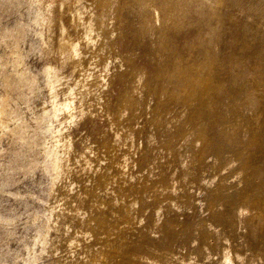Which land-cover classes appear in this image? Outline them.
<instances>
[{"label":"rangeland","instance_id":"1","mask_svg":"<svg viewBox=\"0 0 264 264\" xmlns=\"http://www.w3.org/2000/svg\"><path fill=\"white\" fill-rule=\"evenodd\" d=\"M129 1L83 2L104 22L106 42L123 56L138 53L90 84L93 108L82 112V71L100 70L110 55H96L94 68L93 50L80 42L84 64L71 65L69 44L83 35L75 0H0V264H94L91 254L100 248L111 264H179L191 255L199 264H226L224 244L264 264V0H171L183 9L179 15L187 17L189 7L195 16L169 30L163 51L155 46L163 25L148 9L137 18L139 7ZM110 3L120 8L114 34ZM178 57L184 70L171 81L172 68L160 64ZM140 69L149 74L147 86L142 97L130 96ZM122 127L134 132L139 149L121 172L117 163L129 147L113 134ZM152 132L156 143L148 141ZM63 133L76 154L67 162L73 173L52 168ZM81 154L93 159L91 170ZM98 164L103 175L96 176ZM149 170L161 176L138 181ZM72 178L77 183L67 192ZM209 179L217 182L205 186ZM86 182L94 185L86 189ZM243 205L248 212L240 219ZM79 206L83 214L74 212ZM87 230L92 237L81 233Z\"/></svg>","mask_w":264,"mask_h":264},{"label":"bare ground","instance_id":"2","mask_svg":"<svg viewBox=\"0 0 264 264\" xmlns=\"http://www.w3.org/2000/svg\"><path fill=\"white\" fill-rule=\"evenodd\" d=\"M95 1H97V3H98V2H101L103 0H95ZM130 1L127 3V5L130 3ZM132 1H133V4H134V1H135V4L139 7L138 12L136 14L137 18H139V14L138 13L140 11H142L143 9H148V10L152 11L153 23L154 22L155 23H161L163 25V28L160 29L161 44L159 43V45H157L156 43L158 41L155 42V46H157V48L161 49V51H163L164 49H167V47H165V46L168 45V43H167L166 39L164 40V37L165 38L169 37V30H171L172 27H181L183 22H185V20H187V23L189 24L190 18H193V16H195V14H192L194 11H192L191 8H189V7L187 8V10L189 12L187 14V17L184 18L183 16L179 15V12L183 11V9L182 8L178 9V6H176L175 3H172L171 0H165V1H161V2H157V0H132ZM83 2H84V0H75V17L79 20V23H80L79 25L82 28V34L83 35L81 37H79V41H76V40L75 41H71V43L69 44V47H70V50H71V53H70V55L68 57L69 61L71 62V65H73L74 69L77 68V67H82L83 66V64H84L83 57H82L81 52L79 51V48H78L80 42L85 43L87 45V47H89V49L93 50L94 57L92 58V60H93V64L92 65H93L94 68H95V62H96V59H97L96 55H98L99 53H105L107 55H110V59L109 60L107 59L105 61V63L102 64L100 70L92 71L91 69H89L88 72H86L84 70L82 71L83 72V78H84V87H85V91L80 96V100H79L82 112L84 111V105L87 104V105H90L91 107L93 106L92 104L88 103V98H89V96H91L90 94L92 92V90L89 88L90 84L92 82H94V81H100V80H103L104 78L108 77L107 73L112 69V66H113V64L115 62H118L120 65L125 64L127 62L126 61L127 59H129L131 61L133 59V57L138 53V49H132V50H129V56H123L114 47L112 42H106L107 39L103 35V33L105 31L104 30V27H105L104 22L101 23V24H98L96 13L94 11H91L90 10L91 8L89 6H87V5H84ZM172 4H173L172 8H170L168 11H165V12L163 11V7L164 6L169 8ZM130 6H131V4H130ZM118 9H120L119 5L114 7V6L111 5V3L108 4V10H109L108 21H109V25L111 26L110 27V32L112 34H114L116 32V30H117L115 28L114 22H115L116 17H117L116 10H118ZM195 10H196L195 12H197V8ZM200 11L203 12V8ZM148 22L151 23L150 20H148ZM134 32L138 33V30H135ZM152 32L154 33V36H156V38H157L158 29L155 27V28H153ZM137 40H141V39L138 37ZM201 41H203L202 37H201ZM141 44H142V40H141ZM185 45H186V43H185ZM187 47H188V42H187ZM160 65L162 66V68H165L166 66L169 67V68L170 67L172 68L171 69L172 71L170 70L171 74L170 75L168 74L170 76L169 80H171V81H176V78L178 77V75L180 73H182V71L184 70V67H183L184 64L182 63V60L180 59V57H178L177 59L175 58L174 60L170 59L167 63H165L163 65H162V61H161ZM148 76H149V74H147L143 69H140V70L137 71V73L135 75V78H136L135 84L138 83V85L135 88L130 90V93H129L130 96L134 95L135 97H139V94H140L141 97H142L143 93L142 92L139 93V91H144V89L146 88ZM163 77H164V75H163ZM108 85H110V80L109 79L107 80V83L105 82V86H108ZM187 86H188V84H187ZM138 87L141 88V89H139ZM184 91H186V90H184ZM102 93H103L102 89L99 88L98 91H95L94 94H93V95H95L94 96L95 102L98 105L101 104ZM168 93H169V91L165 90V91H163L161 93V96L165 97ZM180 93L181 92H177L178 95ZM136 102H138V101H136ZM191 102H192V100H191ZM141 104H142V101H141ZM135 105H138V103H135ZM136 108H138V107H136ZM130 109H131V107H126L124 110L121 111L120 116L122 117V116L126 115L127 113H129ZM92 113H93V110L89 109L88 110L89 116H91ZM175 120H177V117H172L170 121L174 122ZM171 122H169V124ZM198 131H200V130L197 129L196 132H198ZM113 135L116 138L115 143L117 141L121 146L126 145V146L129 147V149L123 155V159H124L123 162L121 164L117 163V165L119 166V170H121L122 167H125V169H126L127 166L129 165V161H130V158H131L130 156H133L135 154V152L139 149L137 138L134 136V132L131 129H128L126 127L115 129ZM150 136L151 137L148 139L149 143H156L155 142L156 135L152 132L150 134ZM189 136H193V135L190 134ZM122 138H124V139H122ZM191 140L192 139H190V141ZM70 141L71 140L69 139V135L65 134V133H63L61 139L58 136L56 137V142H57V146L58 147H57V150L55 148L54 153L52 152V154L55 157L53 159V161H52V168L54 170H56V171L63 170V171L68 172V173L71 171L73 173V169L71 167H69V163L67 164V162H69V160L71 159V156H76V154H74V151L72 150L71 145L69 144ZM86 149L89 150V153H93L94 152V149L92 147H90L89 145H86ZM129 151H131V152H129ZM157 151H158L157 154L159 155L160 154L159 153V149H157ZM79 157L83 159V162H84V159H85V164H87L89 166V170H91L90 167L92 166L93 159L92 160L90 158L88 159L87 158L88 157L87 154H81V155H79ZM181 157L183 158V154H182ZM187 165H188V163H187ZM120 166H121V169H120ZM183 166H186V164L183 163ZM101 167L102 166L100 164L94 166L93 173L96 174V176L99 175V174H97V172H99V171H100L99 172L100 175L102 174L101 173L102 172V170H101L102 168ZM150 170H151V168H150ZM150 170L148 171L147 175L139 176L138 177V179H139L138 181L142 180V181H147L148 182V178H150V177L153 178V179H156L157 177L161 176V173L153 172V171H150ZM121 172H122V170H121ZM96 176H95V179H96ZM95 179H93L94 182H95ZM58 180H61V179H58ZM127 181H128V179L126 180V182ZM191 181H193V179H191ZM114 182H115V180H114ZM129 182H130V179H129ZM216 182H217V180H216ZM216 182H214L213 180L210 181V179H209V181L207 180L204 185L205 186H211L212 184H214ZM76 183L77 182H75L74 178H72V180H69V181L66 182V184H64V188H66L67 192H69V189H71V192H72L71 186H74V184H76ZM93 185H94L93 183L91 184L90 182L89 183L86 182V189H88L89 187L91 188ZM96 185H98V184H96ZM108 190H109L110 194L114 193L115 195H117V193H118V190L114 186V183H110V187H109ZM156 190L157 189H155L154 191H156ZM176 190L177 189L174 187V191H173V189L171 191L174 193V192H176ZM144 194H145V192H144ZM150 195H151V193H150ZM71 196H72V194H71ZM147 196H149V193H148ZM137 200H138V198L135 201H137ZM135 201L131 200L130 204L131 205L134 204ZM172 202H173L174 206H178V205L180 206V203H178V202L174 203L175 200L172 201ZM199 204L202 205L201 203H199ZM64 209H66V211L69 214L70 208L68 207V208H64ZM72 210L73 209H71V211ZM237 210L240 213V216H238V217H240V219L245 217V214H247V212H248V208L246 207V205H243L242 207H240ZM74 212L77 213V214H80L81 212H82V214L84 213L83 210L80 208V206L78 208H76ZM157 212H158L157 217H158V219L160 221V219H162L161 213L163 212V209L160 208V209L157 210ZM241 214H242L243 217L241 216ZM82 218H80V219L82 220ZM141 220H143L142 217L140 218V221ZM245 226H243L241 229H239L241 231V233H240V239L241 240H244V238H245L244 234L247 233V230H246ZM208 227L212 228L213 231H217L219 234H221V230L218 228L217 225L209 224ZM154 232H156V231H154ZM81 233H87L89 235V238L92 237V234L88 230H87V232L86 231L85 232L82 231ZM106 235H108V234H106ZM247 237H248V235H247ZM223 238L225 239V241H229V235L228 234L225 233L223 235ZM197 241H198L197 239H194L191 243L195 244ZM57 245L59 246V243H57ZM116 247L117 246H115V248ZM203 249H204V246H203ZM205 250H206L205 255L207 257L212 255V251L210 250L208 245L205 246ZM104 252L105 251H103L101 248L92 252L91 258L93 257L92 261H93L94 264H111V263H108V262H105V263L103 262L102 258L105 257V253ZM222 254H225L224 257H225V263L226 264H229L230 262H231V264H239L237 262H240V264H242L243 261H246V260H247V262L249 264H255L256 261L258 260L255 257V255L250 254L249 256H246V255H244L241 252L233 250L230 245H226V244L222 245ZM177 259H181L179 264H199L198 259H196V256H194V255H191L188 259H183V258H177ZM143 260L144 261L146 260L148 263H156V262H158L153 257H144ZM236 260H238V261H236ZM223 261L224 260H222V263H223Z\"/></svg>","mask_w":264,"mask_h":264}]
</instances>
